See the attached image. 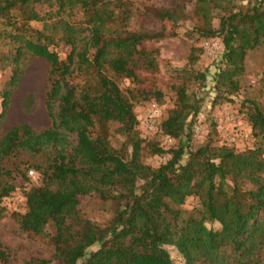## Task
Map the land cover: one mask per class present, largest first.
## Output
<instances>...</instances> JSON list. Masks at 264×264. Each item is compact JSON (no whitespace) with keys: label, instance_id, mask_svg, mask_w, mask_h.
<instances>
[{"label":"trees","instance_id":"16d2710c","mask_svg":"<svg viewBox=\"0 0 264 264\" xmlns=\"http://www.w3.org/2000/svg\"><path fill=\"white\" fill-rule=\"evenodd\" d=\"M187 1L144 7L143 15L160 25L155 32L130 30L131 0H0V47H7L0 69L11 70L0 93V119L24 57L49 64V127L36 132L20 124L0 136V219L16 178L41 177L24 193L25 211L13 214L21 232L47 239L51 248L49 259L28 264H178L170 248L181 264H264V108L245 103L252 149L207 143L192 150L189 129L201 100L188 93V82L201 88L206 79L193 72L171 87L173 108L159 126L175 145L164 151L136 129L140 92L157 103L163 98L156 87L141 88V75L158 71L159 51L145 44L189 18ZM192 18L199 38L223 45L213 86L216 99L229 101L239 90L247 53L264 42V0H194ZM59 46L68 49L64 58L54 50ZM196 59L191 51L189 62ZM123 81L133 87L121 88ZM115 135L122 138L118 148ZM164 153L169 159L157 168L144 164L145 154ZM190 198L197 206L188 210ZM84 199L110 204V219L85 218ZM0 264H10L1 241Z\"/></svg>","mask_w":264,"mask_h":264},{"label":"rangeland","instance_id":"374dc122","mask_svg":"<svg viewBox=\"0 0 264 264\" xmlns=\"http://www.w3.org/2000/svg\"><path fill=\"white\" fill-rule=\"evenodd\" d=\"M133 14L129 21L130 30L145 28L150 31H159L160 25L157 21L143 15L144 7L172 8L176 0H131ZM233 3L245 5L246 0H233ZM194 0L186 3L185 12L188 19L169 27V33L164 38L146 43L147 48H156L159 51L158 71L155 74L143 73L144 80L141 88L152 89L156 87L163 93L160 103L153 99L146 100L151 93L142 94L140 100L134 103V114L136 116V129L141 139L147 142L155 141L164 151H168L175 145V141L167 140L161 136L159 126L167 117L168 111L173 108L174 99L171 91L173 85H178L182 79L188 78L193 72L204 73L206 79L203 87H198L193 80L188 82V93L195 99L201 100L200 112L194 117L190 126V148L197 149L199 146L210 143L211 146H227L236 152H243L254 147L251 126L246 118L247 100H253L264 108V42L254 51L248 52L244 61V72L237 77L239 90L229 96V101L216 99L217 92L214 90V73L218 62L214 58L207 57L202 49L203 38H199L193 31L195 20L192 18ZM213 27H217L218 19L212 21ZM40 27V25H34ZM7 47H0V52H6ZM60 58H64L67 47H56ZM197 57L195 63L189 62V55ZM22 76L18 85L12 91V96L5 115L0 119V136L8 132L12 127L26 124L34 131L40 132L49 127L50 121L47 116L44 102L47 90V78L49 64L41 58L26 55L22 60ZM224 68V65L221 66ZM11 76L10 68L0 69V93L6 87ZM121 88H132L129 81L120 83ZM153 90V89H152ZM149 95V96H148ZM1 102V100H0ZM158 108V113L153 116L151 105ZM2 111L0 105V112ZM111 134L112 131L109 130ZM112 144L120 147L122 138L111 137ZM169 159V154L149 155L145 154L144 164L157 168ZM185 159V157L183 158ZM41 177L38 174H29L28 182L20 177L16 178V190L9 197L4 198L1 206L4 207L3 216L0 219V241L9 249L10 264H28L32 260L49 259L51 248L47 239L27 235L19 230L13 214L25 211L24 193L29 187L40 184ZM197 206L195 199H187L185 208L190 210ZM82 213L85 218L105 223L113 214L110 204H103L96 199H84L82 202ZM172 259L182 263V259L173 249H169ZM55 264V263H50Z\"/></svg>","mask_w":264,"mask_h":264},{"label":"built area","instance_id":"2783aa9c","mask_svg":"<svg viewBox=\"0 0 264 264\" xmlns=\"http://www.w3.org/2000/svg\"><path fill=\"white\" fill-rule=\"evenodd\" d=\"M202 49L207 57L214 58L222 54L223 45L219 39H207L202 42ZM151 111L153 112V116L157 115L158 108L156 105H151ZM167 140L170 141V138L167 137ZM29 174H32V172H29Z\"/></svg>","mask_w":264,"mask_h":264}]
</instances>
